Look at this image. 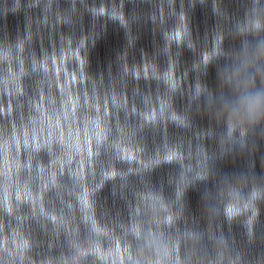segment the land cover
Here are the masks:
<instances>
[{
    "label": "clouds",
    "instance_id": "clouds-1",
    "mask_svg": "<svg viewBox=\"0 0 264 264\" xmlns=\"http://www.w3.org/2000/svg\"><path fill=\"white\" fill-rule=\"evenodd\" d=\"M257 59H264V49L257 53ZM259 77L261 84L256 85ZM227 81L235 90L234 101L229 105L230 115L239 116L250 122L264 119V71H260L254 62L245 60Z\"/></svg>",
    "mask_w": 264,
    "mask_h": 264
}]
</instances>
